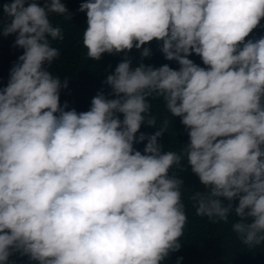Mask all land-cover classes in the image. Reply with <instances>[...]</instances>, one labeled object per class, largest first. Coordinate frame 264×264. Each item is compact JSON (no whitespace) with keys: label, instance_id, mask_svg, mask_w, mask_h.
<instances>
[{"label":"clouds","instance_id":"9594fccd","mask_svg":"<svg viewBox=\"0 0 264 264\" xmlns=\"http://www.w3.org/2000/svg\"><path fill=\"white\" fill-rule=\"evenodd\" d=\"M0 8V35L23 49L0 88V264L16 254L29 264H164L188 222L184 181L171 171L184 172L185 159L204 188L191 196L196 214L234 216L243 244L264 245V36L246 40L264 0H84L91 60L133 48L147 58L155 40L179 70L133 69L125 56L80 113L60 105L69 79L45 67L63 39L50 17L72 19L64 0ZM152 98L180 118V152L158 144L163 128L137 136L156 127ZM145 140L143 153L134 148Z\"/></svg>","mask_w":264,"mask_h":264},{"label":"trees","instance_id":"16d2710c","mask_svg":"<svg viewBox=\"0 0 264 264\" xmlns=\"http://www.w3.org/2000/svg\"><path fill=\"white\" fill-rule=\"evenodd\" d=\"M10 0H0V5ZM66 7L72 14V19L65 16L53 15L50 17L54 26L62 30L63 39L52 41V45L60 51V57L54 60L51 66L46 68L61 80L67 78L68 87L60 91L61 107L67 103L65 110L75 109L77 113L86 112L90 109L92 98L102 89L108 91L105 81L107 76L113 74L116 66L127 56L132 61V68L139 66L140 63L160 67L168 64L169 67L179 70L176 61H167L160 51L161 43L152 41L143 46L150 49V56L141 57L143 48L137 50L133 48L131 52L119 54H103L99 61L91 60L86 53L82 43L83 31L87 27L86 12H80V4L84 0H64ZM41 6L43 3L40 2ZM0 16H3L0 8ZM264 36V19L260 25L253 30L247 39H257ZM16 36L0 35V88L6 87L9 80V73L13 65L18 61V57L23 54V49L14 47ZM195 64L203 65L201 58L195 54L188 57ZM152 112L156 116V127H149L146 123L142 124L137 136L144 133L146 136L153 135L163 128L165 132L158 139V144L163 146V150H173L180 152L182 147L187 146L189 138L179 117L173 118L166 110L162 98H152ZM120 119H123L120 114ZM147 140L135 143L134 148L143 153ZM186 170L181 172L174 167L171 171L183 178L184 189H182V200L188 222L184 228L181 238V248L177 252L169 254L164 264H264V245L248 247L232 230V224L237 219L229 216L228 222H211L206 216L196 214L191 196L194 191L203 192L204 188L199 179L186 166V159L183 161ZM224 203H227L224 201ZM238 201L234 202L235 204ZM11 264H29L27 257H20L16 254L10 258Z\"/></svg>","mask_w":264,"mask_h":264},{"label":"rangeland","instance_id":"374dc122","mask_svg":"<svg viewBox=\"0 0 264 264\" xmlns=\"http://www.w3.org/2000/svg\"><path fill=\"white\" fill-rule=\"evenodd\" d=\"M40 2H42V3H43V0H40Z\"/></svg>","mask_w":264,"mask_h":264}]
</instances>
